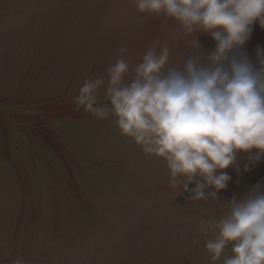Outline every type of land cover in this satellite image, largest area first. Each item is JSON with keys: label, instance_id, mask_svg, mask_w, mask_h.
I'll return each instance as SVG.
<instances>
[{"label": "rangeland", "instance_id": "obj_1", "mask_svg": "<svg viewBox=\"0 0 264 264\" xmlns=\"http://www.w3.org/2000/svg\"><path fill=\"white\" fill-rule=\"evenodd\" d=\"M198 40L202 51L196 46ZM159 42L171 66L206 60L210 35L184 33L173 18L138 11L133 0H0V264H223L205 249L231 199L264 187V158L240 171L218 200L189 201L173 186L162 158L121 135L109 113L100 120L75 99L85 79L103 77L127 47L131 80ZM264 29L252 26L238 50L255 66ZM195 183L189 184V190ZM195 239L196 243H193Z\"/></svg>", "mask_w": 264, "mask_h": 264}, {"label": "clouds", "instance_id": "obj_2", "mask_svg": "<svg viewBox=\"0 0 264 264\" xmlns=\"http://www.w3.org/2000/svg\"><path fill=\"white\" fill-rule=\"evenodd\" d=\"M141 13L178 21L184 33L199 30L215 42L206 60L189 57L171 66L170 50L159 42L149 48L129 74L127 47L107 69V104H99L103 77L85 79L75 99L77 110L103 120L111 113L122 136L144 154L162 158L173 186L181 179L189 201L214 199L239 173L264 158V49L255 66L239 53L252 26L264 29V0H133ZM196 46L202 51L196 39ZM203 52V51H202ZM195 187L189 190V184ZM230 211L218 221L201 219L199 230L213 235L205 249L213 262L231 245L223 264H264V187L257 184L227 202ZM193 243H196L195 239Z\"/></svg>", "mask_w": 264, "mask_h": 264}]
</instances>
